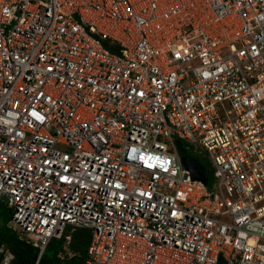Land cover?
I'll return each mask as SVG.
<instances>
[{"label":"built area","instance_id":"built-area-1","mask_svg":"<svg viewBox=\"0 0 264 264\" xmlns=\"http://www.w3.org/2000/svg\"><path fill=\"white\" fill-rule=\"evenodd\" d=\"M0 205L40 255L264 264V0H0Z\"/></svg>","mask_w":264,"mask_h":264},{"label":"trees","instance_id":"trees-1","mask_svg":"<svg viewBox=\"0 0 264 264\" xmlns=\"http://www.w3.org/2000/svg\"><path fill=\"white\" fill-rule=\"evenodd\" d=\"M180 153V148L178 147ZM186 152H189L185 149ZM191 159L199 161L207 171V176L212 183V171L208 163H205L191 152ZM193 155V156H192ZM2 207V205H0ZM7 220L0 225V250H4L9 255V261H4V254L0 252V264H84L87 259V250L91 241L92 231L89 229H79L74 232H67L71 235V241L66 247V239L52 240L44 253L40 255L38 248L32 244L22 241L8 228L12 219V211L5 209ZM5 218V219H6Z\"/></svg>","mask_w":264,"mask_h":264},{"label":"water","instance_id":"water-1","mask_svg":"<svg viewBox=\"0 0 264 264\" xmlns=\"http://www.w3.org/2000/svg\"><path fill=\"white\" fill-rule=\"evenodd\" d=\"M182 162L185 168L190 171L194 180L201 181L205 185L208 184L209 179L207 176V171L199 161L194 159H182ZM219 264H225L222 257L219 259Z\"/></svg>","mask_w":264,"mask_h":264},{"label":"rangeland","instance_id":"rangeland-1","mask_svg":"<svg viewBox=\"0 0 264 264\" xmlns=\"http://www.w3.org/2000/svg\"><path fill=\"white\" fill-rule=\"evenodd\" d=\"M177 145H178V147L180 148V156H181V159H191V155H190V153L185 151V146H184V144L178 142ZM191 153H192V152H191ZM192 154H194V153H192ZM192 156H193V155H192ZM194 156H197V157L200 158L202 161H204L205 163H207V160H206L205 158H202V157H200V156H198V155H196V154H194ZM5 209H7L5 206L0 207V225L3 223L4 220H7V218H6L7 213H6V210H5ZM5 218H6V219H5ZM10 222H11V221H10ZM10 222H9V223H10ZM8 225H10V224H8ZM25 236H26L27 238H32L30 235H26V234H25ZM3 254H4V258H5L4 261L8 262V261H9V260H8L9 255L7 254V252H3Z\"/></svg>","mask_w":264,"mask_h":264},{"label":"flooded vegetation","instance_id":"flooded-vegetation-1","mask_svg":"<svg viewBox=\"0 0 264 264\" xmlns=\"http://www.w3.org/2000/svg\"><path fill=\"white\" fill-rule=\"evenodd\" d=\"M0 252H1V250H0ZM2 253V252H1ZM9 259V258H8Z\"/></svg>","mask_w":264,"mask_h":264}]
</instances>
